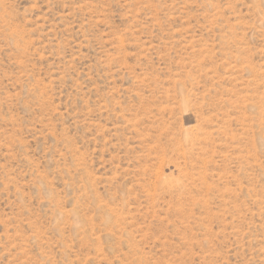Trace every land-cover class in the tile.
Returning <instances> with one entry per match:
<instances>
[{"label": "rangeland", "instance_id": "374dc122", "mask_svg": "<svg viewBox=\"0 0 264 264\" xmlns=\"http://www.w3.org/2000/svg\"><path fill=\"white\" fill-rule=\"evenodd\" d=\"M0 264H264V0H0Z\"/></svg>", "mask_w": 264, "mask_h": 264}]
</instances>
